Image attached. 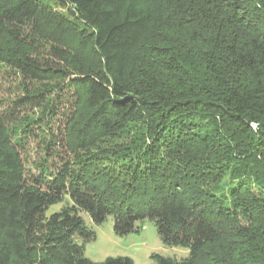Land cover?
Listing matches in <instances>:
<instances>
[{
	"label": "trees",
	"instance_id": "trees-1",
	"mask_svg": "<svg viewBox=\"0 0 264 264\" xmlns=\"http://www.w3.org/2000/svg\"><path fill=\"white\" fill-rule=\"evenodd\" d=\"M166 1L210 24L181 26L193 56L154 43L134 59L151 23L140 0H0V65L26 86L67 78L58 97L71 88L14 103L53 120L34 170L24 146L42 118L15 133L0 114V264H134L86 258L82 215L112 217L118 237L152 223L188 251L156 264H264V0ZM74 50L93 62L70 76L59 64ZM111 137L106 154H84Z\"/></svg>",
	"mask_w": 264,
	"mask_h": 264
},
{
	"label": "rangeland",
	"instance_id": "rangeland-1",
	"mask_svg": "<svg viewBox=\"0 0 264 264\" xmlns=\"http://www.w3.org/2000/svg\"><path fill=\"white\" fill-rule=\"evenodd\" d=\"M145 12L151 16V23L148 32L143 37L142 43L135 50L134 59L148 53L147 48L151 44H167L176 47V51H183L185 55L193 56L195 51L191 44H187L185 31L192 30L195 27H204L207 29L210 24L204 20L200 13H193L195 4L188 6L178 5L176 3H169L166 0H140ZM188 10V11H187ZM182 23V24H181ZM206 23V24H204ZM171 25V29H166ZM201 31V30H200ZM208 36L210 34L206 33ZM165 36H167L165 38ZM203 36V35H202ZM211 38V36H210ZM165 40V41H164ZM45 44H37V56L40 60H49L48 51L44 49ZM70 59L69 66H63L68 75L73 76L78 74V67L87 66L93 62L89 52L76 51ZM53 62V61H52ZM75 67H74V66ZM77 67V68H76ZM67 81V78H55L43 83H29L27 86L22 83V79L17 77L11 72V69L4 65H0V114L6 121V129L17 133L21 128L26 126L31 121H36L42 118L41 121L33 125V135L25 143L24 161L29 170H34L35 167L42 161L43 150L47 142L49 132L45 126L52 124L53 120L45 119L47 107L39 105L38 108L20 109L16 112L14 110V103L23 98L30 96H37L42 92L46 97V101L54 97L57 87ZM66 85V84H65ZM64 88L61 97L67 98L68 89ZM12 114V115H11ZM15 118V119H14ZM37 126V127H36ZM41 126V127H40ZM52 128V127H51ZM54 128V127H53ZM136 133L134 127H129L127 136L131 137ZM115 137L103 138L94 144L93 148L84 151V154H106L108 148L113 145ZM121 139L117 142L119 143ZM61 208V205L53 206L49 209L48 214H51ZM82 218L88 228L95 233V240L87 243L84 248L85 257L93 262H102L108 257H127L130 258L134 264H156L151 259V255H160L176 260L184 259L188 256V251L180 248H169L164 246L157 236L156 229L152 223L144 222L143 227L139 233L129 234L123 237H118L113 232V219L108 217L107 220L101 225L92 224L86 215ZM76 243L81 244L79 239L75 240Z\"/></svg>",
	"mask_w": 264,
	"mask_h": 264
}]
</instances>
